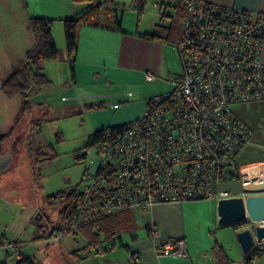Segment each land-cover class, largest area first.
<instances>
[{"label":"built area","instance_id":"2783aa9c","mask_svg":"<svg viewBox=\"0 0 264 264\" xmlns=\"http://www.w3.org/2000/svg\"><path fill=\"white\" fill-rule=\"evenodd\" d=\"M179 22L181 35L173 47L182 73L170 78L172 90L146 100L140 119L97 148L99 161L84 173L87 183L72 230L123 211L143 216L160 204L230 198L221 187L233 182L243 187L245 178L263 182L264 168L258 177L238 168L237 156L254 133L232 108L264 102V13L186 0ZM145 81L155 76L147 73ZM148 227L156 238V228ZM7 246L18 252L15 242ZM156 253L186 256L182 242L159 245Z\"/></svg>","mask_w":264,"mask_h":264},{"label":"rangeland","instance_id":"374dc122","mask_svg":"<svg viewBox=\"0 0 264 264\" xmlns=\"http://www.w3.org/2000/svg\"><path fill=\"white\" fill-rule=\"evenodd\" d=\"M176 1L174 0L175 4ZM168 2L169 0H147L140 15L134 2L116 5L114 12L125 21L124 28H135L140 18L145 23H160L163 12L169 16L165 18V23L169 26L173 20L180 21L181 16H177L174 7L167 6ZM71 5V0H0V134L7 133L13 126L21 105L19 97L8 99L2 94L1 84L20 66L27 50L33 46V36L27 27L28 19L53 20L52 36L58 48V59L44 65L45 75L51 84L33 99L34 102L43 99L42 102L48 104L47 116L38 128V141L39 146L51 145L55 157L41 163L36 170L31 167L26 149L23 147L18 151L17 142L13 143L15 139H19L16 137L30 132L31 125L28 120H24L19 125L22 132L12 141L16 146L13 151V163L11 160V166L0 173V240L3 242L0 245V261L4 260L8 264H16L17 256L22 254L29 256L34 264H130L127 260L128 254L121 248L118 239L116 248L103 254H95L96 247L88 246L89 241L82 234L50 239L51 225L57 221L60 206L58 202L48 204L47 198L63 191H75L79 194L87 183L84 179L85 171H93L99 161L96 147L84 149L88 137L93 132L89 116L91 111L86 109V106L74 107L78 100L71 80L70 63L66 61V54L60 51L62 46H65L62 21L76 17V13L70 8ZM169 47V70L173 75H180L182 67L179 57L171 48V44ZM89 90L92 91L91 94L103 92L111 95V104L125 106L129 101L136 102L148 99L158 92L170 91L172 86L147 83L140 85L138 89L115 85L102 91H99V88ZM129 93L132 94L133 100L128 98ZM110 102L105 106H109ZM232 110L235 116L250 127L258 126L261 134V137L255 138L251 145L242 150L237 159L238 168L264 163V104H242L234 106ZM83 153H86V159L77 160V155ZM221 188L228 190L232 197H241L240 192L243 189L239 182L225 184ZM133 216L134 229L117 236L125 246L130 245L131 236L140 238L145 234L144 220L137 213ZM49 221L50 223H47ZM36 224H45L48 231L38 232ZM255 225L248 221L238 228L253 230ZM260 225L264 224L261 222ZM40 236L48 239H40ZM103 239L102 235L98 247H106L107 243ZM12 242L17 244L18 252L8 248L7 245ZM259 243L261 242L256 244ZM224 244L231 263L241 264L240 260L234 258V249L228 241H224ZM239 251L241 253V250ZM253 264H264V255Z\"/></svg>","mask_w":264,"mask_h":264},{"label":"crops","instance_id":"0c3cea01","mask_svg":"<svg viewBox=\"0 0 264 264\" xmlns=\"http://www.w3.org/2000/svg\"><path fill=\"white\" fill-rule=\"evenodd\" d=\"M209 1L218 6L234 7L254 14L264 13V0ZM131 2H134V0H112V4L115 6L126 5ZM87 7L88 5H75L73 2L70 6L76 16L84 12ZM133 11L136 12L135 9ZM102 17L103 14L99 16L100 19ZM158 24L159 22L156 24L145 23L140 18L137 26L129 29L124 28L125 21L121 18L120 31H111L92 26H82L80 28L78 50L73 61L75 79L72 84L77 92L76 98L78 100L76 101L77 105H74V107L100 106V108L89 112L92 133L107 127L120 126L140 119L144 115L147 99H140L136 102L129 101L125 106L119 105L117 109H113L112 107L116 103L111 104V95L103 92L91 94L92 91L90 92L89 89L99 88V91H102L115 85L138 89L140 85L147 83L170 85V78L176 76L169 70L170 44H163L144 38L145 35L151 34ZM171 48L177 53L172 45ZM60 51L66 54V61L70 63L66 47L62 46ZM262 61L264 63V45ZM179 63L181 67L180 57ZM147 73H152L155 76V81L146 82L145 75ZM160 93L163 92L155 94ZM42 101L44 100L39 99L36 103L47 104ZM108 102H110L109 106H105ZM258 103L264 104V102ZM243 123L254 133L252 141L257 137H261L258 126L250 127L245 122ZM241 152L238 154L237 159ZM1 157L3 156H0V166L4 162ZM12 159L13 154L11 156ZM262 168H264V163L248 166L242 170H247L252 177L260 175ZM140 217L144 220V236L140 238L136 236V239L131 240L130 245L127 246L122 243L121 238L119 240L121 248L126 250L128 254L127 260L130 264H136V262L138 264H216L212 253L214 240L224 249L230 264L232 263L225 249L224 241H228L229 245L234 249V258L240 260L241 264L244 262L245 257L241 255L242 252L240 253L239 251L241 249L236 239L237 231L232 226L220 227L217 223V204L215 200L160 204L154 206ZM150 225L154 226L158 231V236L154 239L147 230V226ZM226 236L228 238H224ZM170 242H182L186 256L176 258L160 256L156 253L157 246ZM1 244H3L2 240H0ZM256 247L264 250V241H261L259 245L256 244ZM115 248L116 240L115 247L112 250ZM130 255H135V260L129 258ZM16 259L17 264L20 256H17ZM3 263L8 264L6 261L1 260L0 264Z\"/></svg>","mask_w":264,"mask_h":264},{"label":"trees","instance_id":"16d2710c","mask_svg":"<svg viewBox=\"0 0 264 264\" xmlns=\"http://www.w3.org/2000/svg\"><path fill=\"white\" fill-rule=\"evenodd\" d=\"M75 5H88L87 9L73 19L63 20V32L65 47L70 58L71 80L75 79L73 61L78 50L79 30L82 26L101 27L111 31H120L121 19L114 12L115 5L112 0H71ZM185 1L169 0L168 7H174L177 16L181 18L185 15ZM147 0H134L137 5L139 15L142 14ZM164 3L162 8H164ZM103 14L102 19L99 16ZM165 12L161 14V22L155 26L151 34L145 35L144 38L157 41L163 44L174 45L179 41L181 35V25L179 20H173L170 25H166ZM53 20L47 18H29L28 30L33 36V46L27 50L23 62L15 68L2 82L1 92L8 99L19 97L21 105L18 114L15 116L13 126L7 133L0 134V154H3L14 140L16 135L22 130L19 129L21 121L28 120L31 125L30 132L21 135L22 148L27 152L28 160L31 167L36 170L38 166L55 157L54 149L51 145L39 146L38 131L39 125L43 118L47 116L46 109L48 105L36 103L33 99L42 93L43 89L51 84L44 72V65L47 62L58 59V48L52 36ZM100 108L98 105L86 106L89 111ZM126 124L120 126L107 127L105 129L92 133L87 140L85 150L91 147L98 148L109 142L117 133L121 132ZM86 153L77 155V160H85ZM81 194L75 191H63L47 198L48 204L58 202L60 210L55 224L52 226L50 239H60L65 235H83L89 241L91 247H96L95 254L107 253L115 247V240L122 232L128 233L134 229V216L130 211H123L116 215L99 217L93 221L80 225L77 230H72L76 220V205ZM46 218V217H45ZM47 220V218H46ZM47 223H50L47 222ZM240 223L232 225L234 230L240 231ZM38 232L48 231L45 224L37 225ZM149 231V227L147 226ZM107 243L102 253L97 251L98 245L101 244V236ZM132 240L136 236H131ZM40 239H48L40 236ZM177 243V242H174ZM127 248V247H124ZM256 248V247H255ZM253 249L249 255L244 258L243 264H253L264 255V250ZM216 264H230L224 249L214 240L212 247ZM135 255H130L135 260ZM5 264V263H3ZM17 264H34L29 256L21 255ZM136 264H138L136 262Z\"/></svg>","mask_w":264,"mask_h":264},{"label":"water","instance_id":"95a60500","mask_svg":"<svg viewBox=\"0 0 264 264\" xmlns=\"http://www.w3.org/2000/svg\"><path fill=\"white\" fill-rule=\"evenodd\" d=\"M13 150L1 157L4 162L1 164L0 173L7 170L11 162ZM264 175V171H263ZM248 183V179H243L245 185L243 191L246 197H230L217 201L218 225L220 227L232 226L237 223L243 224L250 221L256 224L254 229H244L236 233V239L241 249L242 255L246 257L255 248L257 242L264 241V225L260 223L264 220V178L260 184Z\"/></svg>","mask_w":264,"mask_h":264},{"label":"flooded vegetation","instance_id":"af4514ba","mask_svg":"<svg viewBox=\"0 0 264 264\" xmlns=\"http://www.w3.org/2000/svg\"><path fill=\"white\" fill-rule=\"evenodd\" d=\"M16 138H17V137H16ZM18 138H19L20 140H19V139L17 140V139L14 138L15 140L13 141V143H14V142H17V144H16V145H17V150H18V151H21V149H22L21 137L19 136ZM11 143H12V142H11ZM11 143L9 144V147L16 148V146H15L13 143H12V145H13V146H12ZM12 148H8L3 154H0V156H5L8 152H10V149H12ZM13 159H14V155H13ZM13 159H12V163H13ZM12 163H11V164H12ZM11 164H10V166H11Z\"/></svg>","mask_w":264,"mask_h":264},{"label":"bare ground","instance_id":"6f19581e","mask_svg":"<svg viewBox=\"0 0 264 264\" xmlns=\"http://www.w3.org/2000/svg\"><path fill=\"white\" fill-rule=\"evenodd\" d=\"M256 177H258L259 175H255ZM262 223L264 224V220L262 221Z\"/></svg>","mask_w":264,"mask_h":264}]
</instances>
